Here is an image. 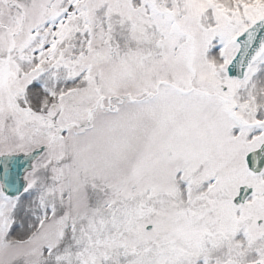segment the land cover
<instances>
[{"label": "snow or ice", "instance_id": "obj_1", "mask_svg": "<svg viewBox=\"0 0 264 264\" xmlns=\"http://www.w3.org/2000/svg\"><path fill=\"white\" fill-rule=\"evenodd\" d=\"M0 264H264V0H0Z\"/></svg>", "mask_w": 264, "mask_h": 264}]
</instances>
